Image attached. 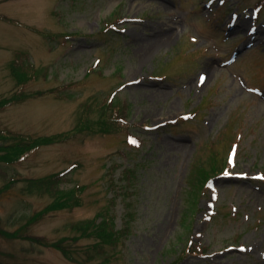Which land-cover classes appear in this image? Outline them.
<instances>
[{
	"label": "rangeland",
	"instance_id": "obj_1",
	"mask_svg": "<svg viewBox=\"0 0 264 264\" xmlns=\"http://www.w3.org/2000/svg\"><path fill=\"white\" fill-rule=\"evenodd\" d=\"M262 1L0 0V103L26 95L0 110V131L70 134L0 165V189L18 179L0 195L2 225L18 232L54 200L19 179L63 172L62 189L81 186L79 206L52 212L20 239L0 236V260L264 264ZM12 61L38 76L20 83ZM108 99L121 104L126 129H76L85 112L104 119ZM211 154L233 159L232 170L200 195L189 183L193 164ZM103 215L127 232L92 258L96 237L72 227Z\"/></svg>",
	"mask_w": 264,
	"mask_h": 264
},
{
	"label": "trees",
	"instance_id": "obj_2",
	"mask_svg": "<svg viewBox=\"0 0 264 264\" xmlns=\"http://www.w3.org/2000/svg\"><path fill=\"white\" fill-rule=\"evenodd\" d=\"M263 5H264V0L256 6L258 11L262 9ZM11 66H12L11 68H13L14 70L15 76L18 78V81L20 83L27 82L30 79V77L38 76L36 73H34V70L33 73L31 72V74H29V70L27 67L30 66V64L29 65H27L26 63L18 64L17 62L13 63L12 61ZM19 93L21 94H17L14 98L18 100H22V99L24 100L26 98L25 97L26 95L23 94L22 92ZM13 99L7 100L8 102H5L4 100L2 103H0V110L5 109L6 106L16 102L13 101ZM114 101L115 100L108 99V101L106 102L107 107H105L103 111L104 119L96 121V117L95 118L91 117V112L89 113L85 112V114L81 115V119H79V123L77 125L78 127H76V129L83 131V129L87 127L89 131L93 130L95 132H105V134H111L113 132L112 128L114 127H117L118 132L123 131L119 128L124 127L126 129L127 123L123 121V119L121 118L122 117L121 112L123 111V108L121 104ZM101 105H103V103ZM108 110H111L110 114H108L107 112ZM66 136L67 137L62 139L61 137H63V135L61 134L59 136L60 139H55V140L62 142L68 141L70 139V137H68L70 136V134H66ZM10 138H16L17 140L16 143L7 144L6 142ZM55 140H53V138H50L49 136L33 137L30 134L17 136L12 132H8L6 130L0 131V141L1 142L3 141L0 144V165L2 164L14 165L16 163L22 162L26 160L30 155H34L40 147H42L43 145H49L53 143ZM229 161L227 160V158L225 161L220 160L218 157L216 158V155L211 154L206 160L203 161L199 160L196 163H194L192 168V173L190 176L191 179L189 180L191 189H193V191L197 189L198 190L197 192L200 193V195L205 193L207 191V185L209 184L210 179L219 176L220 174H223L227 171L232 170V168L229 165L230 164ZM63 175H65V173L63 174V172H60L38 180L19 179L20 181L29 182L30 187L27 186V188L30 191H40L43 194L46 193L52 196L54 200L46 208H43L34 215L32 214L30 217H28L27 221L24 223L23 227L18 232H12L6 229L2 225V222L0 220V236L5 237V239L8 240L20 239L21 237H23L22 233L24 231H27L33 225H36L37 223H39V221L45 219L46 218L45 216L51 214L52 212L61 210L63 208L79 206L81 204V201L78 198V193L76 191L78 189H81V186H76L75 188L72 189H62L60 187V184L63 181ZM17 180L18 179L15 178L10 179V181L7 182L2 189H0V195L4 193L7 189L12 187ZM25 191L27 192L26 189ZM197 205L198 202L196 200V202L194 203L195 211L191 212L190 214L191 218L189 224L192 222L194 216L196 215ZM102 218L103 220L100 223L95 224L96 221L93 220V222H90L89 225L83 229L81 228V225L83 224H78V223H75V225H73L72 227L73 230H79V232H81L80 234H85L83 237H90V236L92 237L93 235L96 237L97 242L94 243L95 245L93 244L94 246L88 247V252L92 255L91 256L92 258L94 257L102 258V255L100 253L105 249V246L112 245L114 247L119 243H122L123 242L122 239L125 237V234L127 232V229L124 230L121 229L120 231L116 230L113 222L111 221V219H113L112 217L105 218V215H103ZM189 231L191 233V227H189ZM86 234L89 236H87ZM28 238L32 239L31 237ZM52 246L56 249L61 250L67 258L71 260H75L72 250L64 246L63 243L61 244V242H54ZM99 247H102L103 250L99 249ZM202 251L203 253H205L204 250ZM105 254H107V252ZM116 258L117 255L115 254L106 256L105 260L101 264H108L110 261ZM0 264H6V263L0 260Z\"/></svg>",
	"mask_w": 264,
	"mask_h": 264
},
{
	"label": "snow or ice",
	"instance_id": "obj_3",
	"mask_svg": "<svg viewBox=\"0 0 264 264\" xmlns=\"http://www.w3.org/2000/svg\"><path fill=\"white\" fill-rule=\"evenodd\" d=\"M132 143H133V144H135V143H136V141H135V140H133V141H132Z\"/></svg>",
	"mask_w": 264,
	"mask_h": 264
},
{
	"label": "bare ground",
	"instance_id": "obj_4",
	"mask_svg": "<svg viewBox=\"0 0 264 264\" xmlns=\"http://www.w3.org/2000/svg\"><path fill=\"white\" fill-rule=\"evenodd\" d=\"M242 27L240 26V28L239 29H241ZM156 37H154V39H155ZM158 38V37H157ZM155 41V40H154Z\"/></svg>",
	"mask_w": 264,
	"mask_h": 264
}]
</instances>
